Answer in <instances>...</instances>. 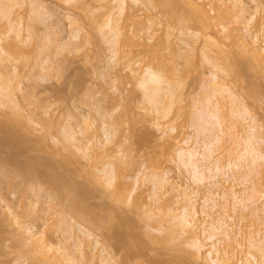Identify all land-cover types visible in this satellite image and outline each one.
Instances as JSON below:
<instances>
[{
    "label": "rangeland",
    "instance_id": "374dc122",
    "mask_svg": "<svg viewBox=\"0 0 264 264\" xmlns=\"http://www.w3.org/2000/svg\"><path fill=\"white\" fill-rule=\"evenodd\" d=\"M126 1L117 24L120 37L115 51L111 31L115 21L109 24V19H118L116 0H0V83L10 95L1 100L6 105L0 104V160L7 159V164L0 162V264H73L61 247H67L84 264H209L204 256L209 246L197 251L193 235L200 233L203 220L210 223L229 215L240 232L231 264L245 259L248 237H264V217L251 214L255 207L242 208V202L234 207L233 198L221 194L235 191L246 199L253 194L250 188L243 193L244 185L232 182L233 178L227 181L222 174L213 179L220 187L211 185L210 179L195 183L176 154L178 148L194 146L209 134L200 136L196 130L197 123L212 128L199 121L200 114L214 110L209 97L211 102L218 100L219 112L226 116L225 139L221 140L225 144L217 145L225 146L219 149L221 157L226 149L225 156H231L229 150L244 148L240 138L248 135L247 126L253 121L248 115L247 120L233 117L229 101L212 96L214 86L209 83L214 69L204 59L205 53L220 66L232 69L235 65V70L238 58L243 68L239 77L235 71L230 76L218 72L221 83L237 93L255 118L258 137L264 139V66L255 63L250 54V49L264 48V0H243L244 14L238 12L234 0H199L216 18L212 30L188 20L175 22L155 1ZM256 5L260 8L246 26ZM255 31L258 41L252 38ZM147 66L175 85L177 99L166 120L152 110L140 85V73L145 74ZM15 111L16 120L11 117ZM13 120L14 125L9 123ZM261 145L263 149L264 143ZM63 156L79 165L72 167L83 170L75 169L79 173L73 171L70 176L74 168L69 169ZM110 166L115 173L111 186L106 176ZM52 168L57 171L56 181ZM26 171L41 176L34 179L31 174V179ZM239 171L235 174L245 170ZM165 174L171 182L161 185V192L155 191L152 181ZM260 176L264 178V173ZM58 181L62 186L65 183L61 190L66 194L60 193ZM261 184L255 201L264 192ZM172 185L180 192L199 190L193 197L199 226L188 233H181L178 226L172 228V217L180 213L181 206L176 198L179 189L172 190ZM117 187L123 190L120 201L112 197ZM219 191L216 207L203 208V197ZM260 200L264 202V197ZM261 201L255 206L264 204ZM106 215L113 218L106 219ZM91 216L100 218L101 224ZM84 231L97 237L100 245ZM200 235L203 243H210L204 233ZM76 243H81L82 256L76 252Z\"/></svg>",
    "mask_w": 264,
    "mask_h": 264
},
{
    "label": "bare ground",
    "instance_id": "6f19581e",
    "mask_svg": "<svg viewBox=\"0 0 264 264\" xmlns=\"http://www.w3.org/2000/svg\"><path fill=\"white\" fill-rule=\"evenodd\" d=\"M132 1L141 2L142 0H132ZM152 1H155V4H156V2H157V4L160 3L163 7H165L166 10H167V13L171 14V17L175 20V22L176 21L178 22V21L181 20L180 23H182V22H184V21H182V19H183V20L192 21L193 23H195L197 25H200L202 28L207 29V30L208 29H210V30L214 29V25H215L214 19H216V18L213 17L214 15L210 16V13L205 8V5L203 6L199 2V0L198 1L197 0H149V2H151V3H152ZM116 2L118 4V7H117L118 19H115V18L109 19V24L111 23V21H112V23L115 21V23H114L115 26L112 25L111 31H112V35L115 38V44H116L115 45V48H116L115 51H118L116 40L120 37L119 36L120 35V33H119L120 29L117 28V24L120 23V20H121V17L123 15V12L125 11V7H126L127 1L126 0H116ZM253 2H257V0H253ZM234 6L238 9V12L240 14H244L247 11V8L244 5L243 0H234ZM259 8H260L259 5H256V11L253 12V13H250V16L246 18V20H247V22L245 23L246 26H248L254 20V16H255L254 14H256L258 12ZM220 12H222V10H220ZM220 15H221V13H220ZM150 21H151L152 24L153 23H154V25L156 24L155 21H153V20H150ZM223 30L225 31V28H223ZM171 34L172 33H170L169 35H171ZM258 34H259L258 31L252 32L253 40H257V41L259 40L258 39V37H259ZM189 43L190 42L188 41L187 44H189ZM263 43H264V41H263ZM189 45H191V44H189ZM188 51L190 52V50H188ZM115 54H116V52H114V56H115ZM250 54H251V57H252V59L254 60L255 63H258V65H260V66H264V48L263 47L260 46L258 49H255V50L250 49ZM204 59L214 69V71L211 74V79H210L211 83H209V85L211 84L212 87L214 86L213 87L214 89L212 88L213 89V95L212 96L215 95V96H219L221 100L222 99L228 100L229 101L228 104L230 103L229 107H231V109L229 108V110H230L229 112H231V114H234V115H232L233 117L234 116L236 118L242 117L243 120H247L248 117H246V116L248 115L249 116L248 120H250V121L253 120V121H252V123H250L251 125L249 124L250 126L249 125L247 126L248 130H249V131L247 130V134L248 135H246V137L244 136L245 138L244 137L240 138L241 144L243 143L242 145H245L244 148L242 147L241 151H239V152L235 151L236 155H235V152H231L233 150H231V151L229 150V152L232 153L231 156H227V155L225 156V154H227L226 152H227L228 149H226V150L224 149L226 152L224 151L225 154L222 153L221 155L223 156V154H224L225 157L224 156L221 157L219 155V153L221 152L219 149L223 150V147H225V146H223L221 148L220 146L218 147L217 145L221 144V142H222L221 140H223L222 138L226 134L225 130L223 129L225 127L224 124H225V121H226L225 120L226 116L224 114L223 115L220 114L221 111L219 110L220 106H219L218 100H217V103H214V102H211V97L207 98L208 104L210 106L212 105V108L214 106V110L211 111V109H210L211 112H209L208 114L206 113L207 116H206V114L204 112L203 113L205 115L204 114H200L199 121L201 122V120H203L206 125H212V128L206 129V128L203 127V125L201 123H197V129L196 130L198 131V133L201 132L199 134L200 136L201 135L204 136L205 132H208L209 134H207L206 136L202 137L201 140H198L194 146L192 145L189 148H185V147L178 148L176 154H177V157L179 159L180 165H181V167H183L190 174L191 178L193 179V181L195 183L196 182L202 183L204 180L210 179V181L212 180L211 185H213V186L216 185L215 187H220V182L219 181H215L214 182L213 179L218 177L219 174H222L225 177H227V179H226L227 181H229L228 180L229 178H231L230 180H232V178H233L232 182L234 181V183H235L237 181V183H238V181H239V184L244 185L245 188L243 190V193H245V191L247 189H249V188L253 191L252 192L253 194L249 195V197L246 198V199H245V197H242V196L240 197L239 196L240 194L238 195L239 192L237 193L235 191L229 192L228 190H226V191H223L222 193L219 191L218 192L219 194L217 193V195H216V192H214V193L211 192L209 194H206L205 197H203L204 198V200H203V203H204L203 208H206V209L215 208L216 205H217L216 198H217V196H220V193H221L222 197L231 196L233 198L234 207H237V204L242 202L243 203V207L242 208H245V209L249 208L250 209V207L252 208V206H253L255 208L254 209L252 208L253 210L251 211V214H254V216L257 215L258 217H261V215H262L264 217V204H262L264 202H263V200L262 201L260 200V199H262V197H264V192H260V197L258 196V199L256 201L254 200V195L259 192V189L261 187H263V186H260V184H261L260 182H261L262 179H263L262 180V184H264V178H261V176H260V175H262V177H263V173H264V151H263L264 150V146H263V149L261 147L262 146L261 144L264 143V141H263L264 139L261 140L262 137H258V136H260V130H259V128H258V126L256 124H253V122L255 123V120H254L255 118H253L250 115V111L247 110L246 105H244V103L241 100L239 101V98H238V95H237L236 92H234L230 87H228L223 82H222L223 84L221 83L222 78H220V76H219L220 73H218V72H221L225 76H230V75H232V72L235 71V72H237L236 73L237 75H235V76L239 77L238 74H240L242 72L240 70L243 69V68L240 69V67H242V64L239 63L241 65V66H239V64H238L239 60L237 58L236 59V61H237L236 64H237V66L239 68L236 66V70H235V67H234L235 65H234L233 66L234 68L232 67V69H233L232 70L229 65L220 66L216 62V60H213L210 57H208L207 53L204 54ZM142 72H143V70H142ZM235 72L233 74H235ZM141 73H140V78H142V79H140L141 80L140 85L144 89V91H145L144 93L147 94L148 98L146 97V99H147V101L149 99V102H150L148 104L152 105V110L154 112L159 113V115H158L159 118L166 120V117L171 112V108H172L173 104L176 102L175 99H177V98H175L177 95L174 92L175 85H173L171 82L166 80L165 77H162L160 72L153 70V68H151L149 66H147L146 73L145 74L142 73L144 76L143 75L141 76ZM237 77H235V79ZM138 80H139V78H138ZM1 83H0V89L2 91L0 90V95H3V96H0L1 97L0 98V104L3 105L4 103H2L1 100H3V98L5 100H6V98L7 99L10 98V95L9 94H5L3 92L4 90H7V89L3 88L5 86L2 85L3 83L2 84ZM164 83H167L168 87L167 86L164 87V85H163ZM5 100L3 102H5ZM165 101L167 102V104L163 103ZM6 104L7 103H5L4 105H6ZM242 105H244L245 107L243 106V109H240V108H242ZM239 109L242 110V111H240ZM11 110L13 112V109H10V111ZM8 114H10V116H11V112L8 113ZM11 117H14V119L16 120V117H19V115L15 111L12 114ZM250 117H251V119H250ZM18 119L20 120V118H18ZM11 120H12V118H11ZM19 120H18V122H19ZM13 122L16 124V121H14V120L9 122V123H12L14 125ZM164 123L166 125V122H164ZM13 125H11V126H13ZM159 125L161 126V124L160 123L158 124V127L160 129L161 127ZM232 125H234V124H232ZM17 126L20 128L21 125L20 126L17 125ZM162 127H164V125ZM215 128H217V129H215ZM86 129L87 128H84L83 130L86 131ZM162 129H165V128H162ZM172 129H174V128L171 127V130ZM166 130H168V129H166ZM161 131L164 132V130H161ZM70 132H71V134L72 133L74 134V132H72L71 130H70ZM26 135H28V134H26ZM70 136H73V135H70ZM224 139H225V137H224ZM43 140H44V138H43ZM259 141H261V144L259 143ZM185 142L188 143V141H185ZM224 142H225V140H224ZM238 142L239 141H237V143ZM222 144H223V142H222ZM87 148H89V147H87ZM229 152H228V155H230ZM60 153L65 156V154H63L62 152L59 151V154ZM64 156L62 158L65 159V161H66L65 163L68 164V165L70 164L71 167H69L70 165L69 166L65 165V166L69 167V169L70 168L73 169L75 166L72 167V165L74 163L76 164V162H74V161H73L74 163L70 162V161H72L71 159H67L68 160L67 161L66 160L67 155L65 156L66 158ZM1 160H3V159H1ZM1 160H0V162H1ZM6 160L3 161V162H5L4 164H7ZM3 162H1V163L3 164ZM67 162H70V163H67ZM63 166H64V164H63ZM77 166H79V165H77ZM111 166H112V164H111ZM79 168H81V166ZM79 168L78 167L74 168V170L70 169L71 171L68 170V169L67 170H68V172L70 171L69 173H70V176H71V174L73 173V171H75V169H77L78 171H82L83 170V169L79 170ZM52 169H54V168H52ZM16 170H17V168H16ZM77 170L75 171L76 174L78 172ZM235 170L237 171V173L240 172L239 170H241V171L245 170V171H243V173L241 172L242 174L236 175L235 174ZM26 172H28V171H26ZM54 172H53V179L56 181V179H55L56 175L55 174H56L57 171L55 170ZM20 173H23V172L20 171ZM24 173H25V171H24ZM25 174H27V173H25ZM31 174L33 175L34 179H36L37 175H38V177L41 176V174L39 175V173L38 174L36 173V175H34L35 173L33 174V172L31 171V173H29L30 177H32ZM59 174L57 173V177H59L58 176ZM80 174H81V172H80ZM114 174L115 173H114L113 168L110 170V172L106 173V176H107V179H108L107 184L109 186H111L113 184V181H115L114 180ZM29 175H27V176L29 177ZM43 175H45V174H43ZM46 175H48V172H47ZM27 176L25 175V177H27ZM61 176L62 175H60V177ZM33 177L31 179H33ZM48 177H50V174H49ZM62 177L64 179V176H62ZM260 178H261V180L259 181ZM51 179H52V177H51ZM60 179H58V180H60ZM170 180L171 179L169 178V176H167V174H165L163 177H161V179L157 178L156 180L152 181L153 188H155V191H156V189H158V192H161L162 190L160 188H163V184L164 183L169 184L171 182ZM60 182H62V181H60ZM60 182H59L58 185L60 187H62V188H60V190H61V189H63V186H65L64 185L65 183L64 184L62 183L63 184V186H62V185H60ZM136 183H137V181H136ZM247 183H251L249 185V187L247 186ZM59 186L56 187V188H59ZM258 186H259V188H258ZM175 187L172 185V190L178 192L179 188L177 187L178 188L177 189ZM124 189H125V187H124ZM188 191H189V188H185V190L184 191L181 190V192H180V189H179L178 194H176V198L178 199L179 203L181 204L180 213L177 214V215H173V217H172V219L174 220V222L172 221V223L173 224L175 223L173 225L174 227H172V228H177V226H178L179 228H177V229H180L181 233L182 232L183 233L184 232L188 233V232L192 231V229H195L194 226L197 224V223L195 224V221H196L197 214L199 213V211L197 210V208L195 206V202H194V199H193L194 195L197 192H199V190L192 191V192H188ZM60 193H62V195H63L64 190L63 191L61 190ZM66 193L67 192H65L64 194H66ZM154 193H156V192H154ZM207 193H208V191H207ZM122 194H123V190H121V189H119V187H117L114 190V192L112 193V197L115 198L114 200L120 201V199L123 196ZM248 200H251V204L246 203V201H248ZM257 201H261L262 205H259V206L256 207L255 204L257 203ZM69 202H71V201L69 200ZM73 205L74 204H72V206ZM202 213L205 214L206 216H209V214L205 210H202ZM259 213H261V214H259ZM110 214H111V212H110ZM231 216H233V215H229L228 218L225 216L226 219H225V217L223 218V216H222V217L214 219L210 223L209 222L205 223V221H207V220H203L202 227H198L199 225L198 226L196 225V227H198V230H201V231H199L200 232L199 234L204 233L205 234L204 235L205 239L210 241V243L209 244L203 243L202 240H201V235H200V238H199V236H198L199 234L197 233L198 234L197 235L195 233L193 235V238H192L193 242H194L193 246H195V248L197 247V251H200V252H201V250L203 248H205L206 246H209V249H207V252L204 251L205 252L204 256L206 257V259H208V261L211 262L209 264H231L230 260L233 257H235V255H236V251L238 250V246L237 245L239 244V240H237V237H238L240 232H238L237 229H234L236 224L230 222V220L233 221ZM94 217L95 216H91L92 220L95 223L96 222L98 223L100 218H98L96 220V218L94 219ZM107 217H108V215L105 216L106 219H107ZM111 217L109 216L108 218L111 219ZM100 221H102V220H100ZM160 221H163L162 218L160 219ZM99 224H101V223L99 222ZM200 226H201V224H200ZM236 228H237V226H236ZM169 229H171V228H169ZM174 231H175V229H174ZM177 231L180 232L179 230H177ZM239 231H240V229H239ZM171 232H173V231H171ZM178 232H173V233H178ZM83 234H86L87 237H91V239L94 237L93 235H91V234H89V233H87L85 231H84ZM178 234H180V233H178ZM148 236L150 237V235H148ZM153 236H151V237H153ZM254 236H255V234L253 236L248 237V239H247V244H248L247 248L248 249H247V252L245 253V255L243 256V257H245L246 260L245 259L242 260V258H241L240 264H261V263L263 264V262H264V237H263V235L261 236V235H258V234H256V236H255L256 238ZM154 237H153V239H154ZM257 237H259L261 239H258ZM96 238L97 237L93 238L95 240L94 244H99L100 241L98 242V238L97 239ZM135 238L138 239L137 237H135ZM133 239H134V237H133ZM131 240H132V238H131ZM134 242H137V241L134 240ZM76 244H78V246H79V248L77 247L78 249L76 250V252H80V255L82 256L83 253H81L82 250L80 249L81 248L80 247L81 243H76ZM131 245H133V240H132ZM96 246H98V245H96ZM34 248H37V247H34ZM34 248L32 250H36ZM104 248H105V246H104ZM60 249L65 255L69 256V259H70V261L73 264H79L80 263L79 260H77V258L79 256L76 257L75 255H73V252L70 253L71 251L69 252L67 247H61ZM105 250H107V248ZM101 251H104V250L102 249ZM200 252H199V254H200ZM196 254H198V253L196 252ZM193 255H195V254H193ZM176 262L179 263L178 261H176ZM33 264H35V263H33ZM80 264H84V263H80Z\"/></svg>",
    "mask_w": 264,
    "mask_h": 264
}]
</instances>
